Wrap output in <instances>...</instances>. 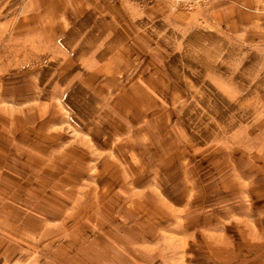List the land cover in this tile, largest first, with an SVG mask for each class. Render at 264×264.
I'll use <instances>...</instances> for the list:
<instances>
[{
	"label": "rangeland",
	"instance_id": "rangeland-1",
	"mask_svg": "<svg viewBox=\"0 0 264 264\" xmlns=\"http://www.w3.org/2000/svg\"><path fill=\"white\" fill-rule=\"evenodd\" d=\"M253 208L264 0H0V264H264Z\"/></svg>",
	"mask_w": 264,
	"mask_h": 264
},
{
	"label": "crops",
	"instance_id": "crops-1",
	"mask_svg": "<svg viewBox=\"0 0 264 264\" xmlns=\"http://www.w3.org/2000/svg\"><path fill=\"white\" fill-rule=\"evenodd\" d=\"M98 147H100V146H97L96 148H98ZM105 149V148H104ZM103 150V148H98V149H96V151H94V152H90V156H92L91 157V162H92V165H93V168L95 167L96 168V171H99V170H101L102 169V167L104 166V164L106 163V162H108V160L109 159H111V158H109L108 156L105 158V155H104V151H102ZM115 166H120V164H115ZM261 198V197H260ZM249 210H250V208H249ZM253 210L254 211H251V212H259V210H261V209H254L253 208ZM263 210V209H262ZM249 216H251V215H249ZM250 219V221H251V225H252V228L254 229V231H255V233L256 234H262L261 233V230H263V233H264V229L262 228V226H260L259 225V221H261V220H264V218L263 217H259V216H257V213L256 214H254L251 218H249ZM226 222H229V219H227L226 220ZM226 235L228 236V234L226 233ZM225 240H229L228 238H225ZM230 241H231V239H230ZM2 259H4V257H2ZM36 264H38L37 262H35Z\"/></svg>",
	"mask_w": 264,
	"mask_h": 264
}]
</instances>
